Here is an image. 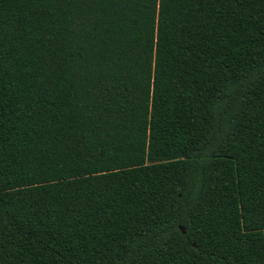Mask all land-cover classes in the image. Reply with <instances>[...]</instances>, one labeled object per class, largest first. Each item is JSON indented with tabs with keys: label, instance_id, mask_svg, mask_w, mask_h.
<instances>
[{
	"label": "trees",
	"instance_id": "16d2710c",
	"mask_svg": "<svg viewBox=\"0 0 264 264\" xmlns=\"http://www.w3.org/2000/svg\"><path fill=\"white\" fill-rule=\"evenodd\" d=\"M0 264H264V0H0Z\"/></svg>",
	"mask_w": 264,
	"mask_h": 264
},
{
	"label": "water",
	"instance_id": "95a60500",
	"mask_svg": "<svg viewBox=\"0 0 264 264\" xmlns=\"http://www.w3.org/2000/svg\"><path fill=\"white\" fill-rule=\"evenodd\" d=\"M181 229V228H180Z\"/></svg>",
	"mask_w": 264,
	"mask_h": 264
}]
</instances>
